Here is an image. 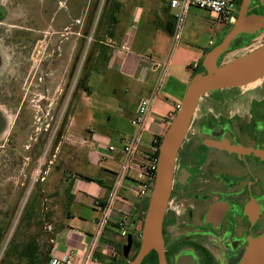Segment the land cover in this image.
Here are the masks:
<instances>
[{
    "label": "flooded vegetation",
    "instance_id": "1",
    "mask_svg": "<svg viewBox=\"0 0 264 264\" xmlns=\"http://www.w3.org/2000/svg\"><path fill=\"white\" fill-rule=\"evenodd\" d=\"M49 2L0 0V140L3 145L10 140L29 145L32 156L37 147L60 138L67 110L55 137L52 131L71 86L68 34L48 23ZM57 3L62 11V1ZM250 8V14L264 16L260 0H252ZM231 28L222 29L220 42ZM255 42V48L223 63L263 46L264 27L241 34L220 59ZM83 50L79 44L72 55L76 86L84 73ZM204 71L199 64L198 73ZM217 91L201 97L177 153L162 227L166 264H264V77L249 86ZM142 228L143 223L140 234H133L129 257L111 264L135 259ZM141 264H159L157 252L151 250Z\"/></svg>",
    "mask_w": 264,
    "mask_h": 264
},
{
    "label": "crops",
    "instance_id": "2",
    "mask_svg": "<svg viewBox=\"0 0 264 264\" xmlns=\"http://www.w3.org/2000/svg\"><path fill=\"white\" fill-rule=\"evenodd\" d=\"M52 1L46 6L50 10L48 23L54 30L67 32L69 38L67 66L72 93L61 136L56 140V146H63L62 161L71 167L65 174L57 170L52 176H60L61 189H55L53 183L52 193L58 194L60 203L52 207V211L57 210L55 219L50 218V227H54L51 252L55 250L56 255L50 253V258L74 252L78 264H111L118 245L126 240L120 228L136 234L144 221L145 199L137 195L138 169L148 164L156 139L164 136L178 112L179 100L198 73L194 65H203L204 56L215 46L210 40L213 44L209 42L208 48H198L188 36L195 26L208 24L210 35L218 37L229 25L218 23L208 11L192 8L176 44L173 30L178 10L171 6L172 0H108L86 52L84 75L76 86L71 77L72 55L79 44L86 48L99 0H61L62 11L57 0ZM159 84L134 166H125L122 148L136 133L133 120L141 100L150 98ZM117 181L119 187L113 196ZM111 197V222L99 232V204Z\"/></svg>",
    "mask_w": 264,
    "mask_h": 264
},
{
    "label": "water",
    "instance_id": "3",
    "mask_svg": "<svg viewBox=\"0 0 264 264\" xmlns=\"http://www.w3.org/2000/svg\"><path fill=\"white\" fill-rule=\"evenodd\" d=\"M264 4V0H260ZM252 0H242L238 17L224 39L210 50L203 59L204 72L191 80L181 108L167 128L158 155V166L142 228L140 250L131 262L119 264H141L151 250L158 254L159 264H166L163 243V221L173 186L177 153L182 146L193 116L203 95L217 90L245 87L264 77V45L234 60L218 65L220 58L241 34H254L264 27V16L250 14ZM45 209V204H44ZM51 244L52 241H49ZM133 234L126 236L122 247L124 258L129 257Z\"/></svg>",
    "mask_w": 264,
    "mask_h": 264
},
{
    "label": "rangeland",
    "instance_id": "4",
    "mask_svg": "<svg viewBox=\"0 0 264 264\" xmlns=\"http://www.w3.org/2000/svg\"><path fill=\"white\" fill-rule=\"evenodd\" d=\"M96 18L97 13L95 11L92 24L90 26V34H92L96 28ZM204 22H208V19H205ZM194 29L195 30L191 31L188 36V38H193L194 43H191L192 45L197 44L194 46H197L198 48L202 46H204V48H208L210 40L215 42V46L220 44V38L214 36L212 37L210 35L208 24L195 26ZM86 41V48L83 47L84 50L82 51L80 70L82 68V64L83 68L85 67L86 52L92 43L89 39ZM257 45L258 43L255 42L252 46L245 47L243 50H240V52L237 51L220 59L218 61V65L220 66L224 64L223 62L225 60L233 58L240 53L247 52L250 49L255 48ZM192 49L195 50V48ZM54 84L56 85L54 86L57 87V83L54 82ZM74 84H76V80L75 83L73 82V85ZM71 93L72 92L68 93L59 117L55 121L51 137H55L58 132L57 127L61 121V116L64 114L63 111L67 110L66 107H68L69 95H71ZM53 96V103L56 106V94H53ZM183 99L181 98L179 100L181 105L183 103ZM25 114L26 112L24 113V116ZM9 115L11 116L10 122H13V113ZM8 133H6L5 139L9 137ZM21 136L23 135H19V138H21ZM1 142L2 139L0 140V248L2 244L8 240L9 248L13 243L23 241L25 237L27 238L28 234L38 232L44 234L41 237L42 242L46 241L47 238L48 240H51L50 237L54 231V227H50V218H54L57 213V210L52 211V207H55L54 205H58L60 203V200L57 197L58 194L55 195L52 193L53 183L55 189H61L59 185L61 182V178H59L60 176H52H54V173H58L57 170L59 173L61 172L65 174V172L69 171L71 167V163L68 164L63 162L61 159L63 146H56L55 141V143L51 145L47 144L46 146L37 147L36 150H33L34 152L32 151V156L30 155L31 150H29V145L25 146L20 143L14 144L12 140L5 145ZM35 175H37V181H35ZM43 190H45V192H43ZM28 209L34 210L30 217L28 215L29 213L27 214ZM139 234L140 231H137L136 235ZM54 251L51 252V255L53 256L56 255ZM116 259L119 258L116 256Z\"/></svg>",
    "mask_w": 264,
    "mask_h": 264
},
{
    "label": "built area",
    "instance_id": "5",
    "mask_svg": "<svg viewBox=\"0 0 264 264\" xmlns=\"http://www.w3.org/2000/svg\"><path fill=\"white\" fill-rule=\"evenodd\" d=\"M107 3L108 0H99L98 2L96 9V13H97L96 28L98 27L100 19L103 17ZM171 6L178 10L175 16V28L173 33V38L176 44L179 42L182 36L187 17L192 8H198L214 14L217 17V22L222 25H232L236 21L238 14V5L236 0H172ZM96 28L93 31V33L90 34L88 37L90 42L93 41ZM210 44H213V42H210ZM123 48H127V46L124 45ZM167 65H168L167 62L163 63L164 70L167 68ZM197 68H198V63L194 65V69ZM159 88H160V84L153 91L150 98H144L141 100L139 109L137 111V115L133 120V124L136 127V133L131 139L126 140L124 142L122 148V152L124 154L125 166H129V167L134 166V162H133L134 155L135 152L137 151L138 145L141 142L142 135L144 131L147 129L148 119L153 112L154 100L158 95ZM179 109H180V105H177L176 110ZM110 150L114 151L115 148L110 147ZM153 152H154L153 156L150 158L148 164L138 169L141 179L137 186V195L141 199H147L149 197L155 181L156 170L158 166V158L155 157V153L157 152V147L154 148ZM34 177H35V181H37L38 179L37 175H35ZM118 187H119V181H117L114 184L112 190L113 196L116 193ZM99 206L101 207V215L97 221V228L99 232H103L104 230L107 229V227L111 222L113 207H114L113 197H111V199H109L105 204L102 205L99 204ZM120 232L124 237L127 235V231L124 227L120 228ZM8 244H9V240L4 242L0 248V264L2 263L6 255V252L8 250ZM47 264H78V263L75 261V253L69 252L67 255L60 258L51 257Z\"/></svg>",
    "mask_w": 264,
    "mask_h": 264
},
{
    "label": "trees",
    "instance_id": "6",
    "mask_svg": "<svg viewBox=\"0 0 264 264\" xmlns=\"http://www.w3.org/2000/svg\"><path fill=\"white\" fill-rule=\"evenodd\" d=\"M237 5L240 6L242 0H236ZM102 19V18H101ZM99 21V24L101 22ZM98 24V26H99ZM174 33V30H173ZM84 75V73H83ZM163 136L158 137L155 141L154 146L157 147V152L155 153V157L158 158L159 155V148L162 142ZM154 185V184H153ZM148 201H146L145 209L147 211L148 208ZM34 210L28 209L27 214L29 217L33 213ZM31 212V213H30ZM145 218V216H144ZM44 234L41 232L28 234L27 238L21 242L13 243L8 248L6 255L1 264H47L50 259V253L52 249V244L48 243V241H52L54 239L53 234L51 235L50 239L42 242L41 237ZM49 236V235H48ZM117 257L122 259V246L121 244L117 247ZM115 258L116 263L121 261Z\"/></svg>",
    "mask_w": 264,
    "mask_h": 264
},
{
    "label": "bare ground",
    "instance_id": "7",
    "mask_svg": "<svg viewBox=\"0 0 264 264\" xmlns=\"http://www.w3.org/2000/svg\"><path fill=\"white\" fill-rule=\"evenodd\" d=\"M238 10H239V6H238ZM237 17H238V14H237ZM233 25V24H232ZM232 25H229V26H232ZM174 28H175V26H174ZM214 48V47H213ZM212 48V49H213ZM180 108H181V105H180ZM176 111H179V110H176ZM127 236V235H126Z\"/></svg>",
    "mask_w": 264,
    "mask_h": 264
}]
</instances>
